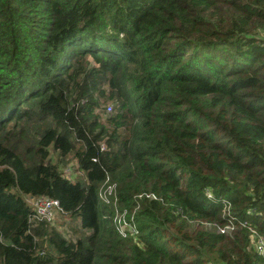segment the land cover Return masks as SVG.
<instances>
[{"label":"trees","instance_id":"trees-1","mask_svg":"<svg viewBox=\"0 0 264 264\" xmlns=\"http://www.w3.org/2000/svg\"><path fill=\"white\" fill-rule=\"evenodd\" d=\"M247 227L264 238V0H0V264L264 263Z\"/></svg>","mask_w":264,"mask_h":264},{"label":"built area","instance_id":"built-area-1","mask_svg":"<svg viewBox=\"0 0 264 264\" xmlns=\"http://www.w3.org/2000/svg\"><path fill=\"white\" fill-rule=\"evenodd\" d=\"M110 110V107H107ZM70 172L66 173L67 177H70ZM97 196L99 200L109 206L113 211L112 222L115 226L116 231L122 238H133L139 235L138 224L136 222L135 214L137 208L129 210L126 207H121L119 203V197L116 191V185L109 182L106 178L98 188ZM153 195H151L152 197ZM154 197V196H153ZM31 199L36 200L35 206L33 208L34 217L39 220H44L46 222H53L56 218L57 211L60 210V205L58 200L46 197H32ZM221 217L223 222L213 223L216 225V230L219 233H224L231 235L236 228V217L231 211V206L229 202L224 203L221 210ZM218 223H222L220 225ZM208 225H211L208 223ZM245 226V225H243ZM250 232V240L254 245L257 253L264 258V238L256 232L251 227H247ZM231 233V234H230ZM254 264H264V263H254Z\"/></svg>","mask_w":264,"mask_h":264},{"label":"rangeland","instance_id":"rangeland-1","mask_svg":"<svg viewBox=\"0 0 264 264\" xmlns=\"http://www.w3.org/2000/svg\"><path fill=\"white\" fill-rule=\"evenodd\" d=\"M69 166L72 167V168L70 167L71 170H69V172L71 173V177L73 179H75V177L77 176V172L73 168V167H75V164L73 163V161L69 163ZM24 198L26 200V203L31 208H34L36 200L29 199L28 195H24ZM55 219L56 220L51 225H56V227L58 228L59 231L65 232L66 234H68V236H72V237H79L80 236L81 232H80V229L78 227V223H77L76 220H71L67 216H62V215L57 216V214H56V218ZM221 222H223V219H222ZM218 224L223 225L222 223H218Z\"/></svg>","mask_w":264,"mask_h":264},{"label":"crops","instance_id":"crops-1","mask_svg":"<svg viewBox=\"0 0 264 264\" xmlns=\"http://www.w3.org/2000/svg\"><path fill=\"white\" fill-rule=\"evenodd\" d=\"M29 199H31V196H29Z\"/></svg>","mask_w":264,"mask_h":264}]
</instances>
